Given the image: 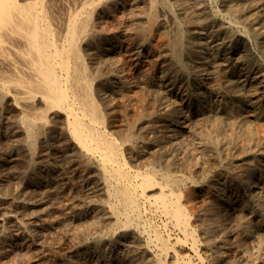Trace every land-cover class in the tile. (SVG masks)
Masks as SVG:
<instances>
[{
  "label": "bare ground",
  "instance_id": "1",
  "mask_svg": "<svg viewBox=\"0 0 264 264\" xmlns=\"http://www.w3.org/2000/svg\"><path fill=\"white\" fill-rule=\"evenodd\" d=\"M252 41L255 58L236 55ZM152 59L178 105L132 107L130 75L150 86ZM13 109L47 204L5 212L0 257L5 242L44 251L57 226L70 249L49 264H190L184 244L264 264V0H0V113ZM40 144L59 157L44 168Z\"/></svg>",
  "mask_w": 264,
  "mask_h": 264
},
{
  "label": "rangeland",
  "instance_id": "2",
  "mask_svg": "<svg viewBox=\"0 0 264 264\" xmlns=\"http://www.w3.org/2000/svg\"><path fill=\"white\" fill-rule=\"evenodd\" d=\"M221 7L223 8L224 6L221 5ZM215 8H219V6L217 5ZM257 50L259 51L257 44L252 41L247 52H243V49L239 52L238 49L237 51L239 53H236V55L241 54L244 56L243 58L251 60L252 58L256 57ZM151 63H156V67L151 69L154 77L152 75L150 77L151 80H153V83H151L150 86L148 83L142 82L141 79L134 73L130 75L132 76L133 84L135 86L133 88V91L135 90L134 95H147L146 98L150 99L151 101L150 106L154 108H159L168 102L178 105L182 101L181 96H174L175 98H173L169 93L171 85L163 86V84H161L162 82L157 77V73H160L161 70H170L166 62L152 59ZM210 76H213V74H207V78L205 80L206 85L210 84L209 82H215L214 78H211ZM203 89H206V86L203 87ZM135 96L132 98V107L139 106L143 101L142 99L138 98V96ZM158 98L161 99L158 100ZM219 98L221 99L222 97ZM218 101L220 100L217 99V102ZM18 117L19 113L16 109H13L9 113H0V217L2 218L0 219V236L4 231H8L14 227V221H12L8 216L9 214H6L5 212L9 213L14 211L18 216L17 218L22 221H27L30 219L34 220L37 219L35 217L36 214L42 211L43 207H45L47 204L46 201H42L45 190V188L42 187L43 184L41 185L40 183L41 186L34 185V182L38 180V176L35 177V175L32 173H30L29 177L27 176L30 154L28 151L25 135L16 124V119ZM249 123L251 127H255V125H257L255 120H250ZM195 124L198 129H202V127H212V123L209 121L205 122L198 120L195 122ZM198 124L200 125V128ZM200 139L201 138L199 134L198 137L197 135H194V138L192 137V139H190L192 142L189 140V144L193 145ZM46 146V144L45 146L40 144L38 150L39 153L36 157L38 166L43 168L46 167V163L48 161L54 162L59 159V157L57 158V156H54L55 154L48 155ZM212 157L213 155L211 151L204 153L202 157V163L206 164L207 168H209L207 170L209 171L211 170L210 167L212 166ZM209 164L211 165L210 167ZM29 199L33 203H29L25 207L23 206L20 208L14 206V204L18 202L20 203ZM56 202V199L50 200V203L53 205H56ZM57 213H59V211H57ZM48 228L49 238L45 242L46 248L44 251L39 253H29L30 251L24 249L19 243L16 246L17 248L11 250L10 248L16 244L9 245V242H5V244H1V249L6 250L9 253L8 256L6 255L4 257H0V264H49L54 260V258H61L64 253H68L70 248L63 247L60 237V229L57 226ZM179 248L184 255H187L186 258L191 260L190 264H212L209 259H204V256H200L194 249L191 248L190 245H180ZM174 261L175 257L173 255H169L168 261H165L164 264H174Z\"/></svg>",
  "mask_w": 264,
  "mask_h": 264
}]
</instances>
